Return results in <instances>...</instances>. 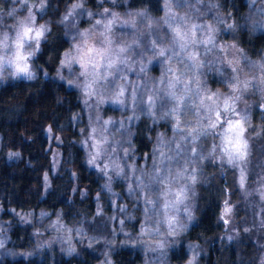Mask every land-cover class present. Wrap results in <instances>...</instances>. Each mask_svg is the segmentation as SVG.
Wrapping results in <instances>:
<instances>
[{"label": "trees", "instance_id": "16d2710c", "mask_svg": "<svg viewBox=\"0 0 264 264\" xmlns=\"http://www.w3.org/2000/svg\"><path fill=\"white\" fill-rule=\"evenodd\" d=\"M76 1L80 0L72 3ZM207 1L214 2L217 11L232 25L230 29L228 25L219 29V37L235 42L248 58L258 57L264 47V31L255 20V3L259 0ZM72 3L47 0L39 14L50 31L32 57L34 78H16L0 85V218L7 224L6 241L13 249L33 245L31 223L19 217L21 212L47 211L87 232L109 231L104 213L96 214V205L104 198V178L87 164L82 146L81 130L87 119L81 95L58 77L61 55L70 44L61 16ZM97 3L98 0H87L84 7L96 10ZM114 8L133 15L136 22L151 23L156 30L165 28L160 23L162 0H120ZM209 79L214 84V79ZM248 110L252 125L264 127V108L252 102ZM155 128L156 123L150 124L149 118L143 116L131 129L130 145L137 160L151 150ZM253 153L249 165L252 176L264 167V142H254ZM232 181L231 169L222 175L216 164L200 160L193 219L168 252L172 264L186 261L188 241L194 242L198 250L195 264H262L264 234L255 230L258 223L251 221L241 189L230 197L235 205L230 223L220 220L224 199L220 189L230 187ZM249 222L252 225L248 227ZM101 254L98 245L81 242L69 254L55 246L45 247L27 256L4 255L0 264H97ZM110 256L113 264H143L144 260L139 248L132 245L115 244Z\"/></svg>", "mask_w": 264, "mask_h": 264}, {"label": "snow or ice", "instance_id": "6c2138e0", "mask_svg": "<svg viewBox=\"0 0 264 264\" xmlns=\"http://www.w3.org/2000/svg\"><path fill=\"white\" fill-rule=\"evenodd\" d=\"M72 2L73 0H69V3ZM46 3L47 0H35L34 10L29 12L28 0H24L23 11L18 13L19 18L14 16L15 10L8 13L13 17V23L11 34L0 30V70L7 66L14 70L13 75L34 78V73L30 70V59L40 50L41 40L46 39L50 31L46 24L37 23L35 6L39 5L44 9ZM86 3L87 0H80L71 11H65L62 23L69 20L73 14L88 15L91 27L84 31L76 30L72 35L69 50L63 53L59 62L60 69H67L70 73L65 82L69 87L80 91L85 98V107L90 106V101L96 98H99L96 100L97 104L105 102L103 97L108 94L116 97L115 101L109 102L124 105L128 98L135 101V89L129 87L124 76L125 70L132 71L129 68V59L133 56L144 57L151 50V55L159 64L163 65L175 57L181 66L180 75H176V70L171 67L166 69L160 83H166L167 88L172 90L164 91L159 99L164 107L172 105L164 115L174 119L175 130L185 133L187 128L183 136L186 145L182 151L181 146L177 145L176 156L153 159L155 152L150 155L148 159L151 161V167L147 170L136 169L141 175L134 178V187L128 189L132 205L144 218L145 229L142 234L159 235L164 228L167 229L168 235L176 233L177 218L173 210L179 211L178 206L185 203L189 192L192 191L190 185L197 183L195 170L184 167V163L190 162L189 154L196 157L197 161L206 160L209 164H216L222 175L228 169L232 170V185L220 189L224 198L220 220L229 224V217L233 215L235 207L230 198L231 194L238 189L246 190L249 180L254 178L249 170L254 157L253 145L256 141L264 142V127H254L249 110L243 106L250 93L264 92V60L251 62L244 57V64L241 65L239 61L222 59V56L230 55L225 47L216 41L214 35L207 39L198 36V30L204 27L202 25H192L191 28L182 30L180 22L184 21V17H180V22L176 25H168L165 30V36L172 44L171 49L159 47L162 42L159 34L157 39L150 43L136 40L133 44H127L116 37V14L110 8L104 7L106 3L113 7L119 6L120 0H98L97 7L103 11L96 13L87 12L84 7ZM119 27L121 32L129 29L127 34L131 35L134 22L126 21ZM228 28H232V25L229 24ZM214 51L222 67H215L217 61L212 58ZM204 68L215 73L216 87L212 86L213 81L207 73L199 71ZM183 69L192 72L191 79H181L184 75ZM245 69L248 70L247 74H244ZM140 71L144 72L146 69L140 68ZM169 73L173 74V81L166 80ZM199 76H203V80L199 79ZM120 80H125V84L117 88ZM217 87L222 90H217ZM135 102L143 103V96ZM155 102L153 97H148L149 108L154 106ZM189 117H195V121ZM95 121V125H86L81 130V135L85 137L82 146L88 150L87 164L93 169L99 167L101 173L106 175L108 165L104 161L113 160L117 143L114 138L109 139L107 125L115 126L117 122L101 121L99 116L95 117ZM182 124L185 127H182ZM117 169L119 171H116ZM113 171L117 176L122 173L123 178L127 176L119 165H114ZM259 184L256 192L264 202V175L260 177ZM104 189L111 192L110 184H105ZM117 210L127 212L125 207L119 205ZM57 226L63 227L59 220L52 225ZM189 264H192V261H189Z\"/></svg>", "mask_w": 264, "mask_h": 264}, {"label": "rangeland", "instance_id": "374dc122", "mask_svg": "<svg viewBox=\"0 0 264 264\" xmlns=\"http://www.w3.org/2000/svg\"><path fill=\"white\" fill-rule=\"evenodd\" d=\"M79 3L80 1L72 3L67 10L71 11V9ZM34 5L35 0H28L29 12H33ZM104 7L110 8V10L116 14V26L114 31L116 32V37L122 39L124 43L133 44L136 40L147 41L150 43L152 40L157 39V34H159L162 41L159 47L171 49L172 44L165 36V30L168 28V25H176L180 22L179 18L184 17V21L180 22L182 30H187L188 28H191L192 25H202L204 27L198 30V36L207 39L209 36L214 35L216 41L225 47L226 51L229 52L230 55H224L221 57L222 59L239 61L240 64L243 65L244 57H247L242 49L235 44V42H226L219 37L218 30L222 28L226 29L225 26L228 25L229 22L217 11L214 2L207 0H163V13L160 23L165 28L160 30H156V28L154 29L151 23L136 22L133 15H129L127 13L125 14L124 12L107 5V3ZM255 7L258 15L255 18L256 23L259 28L264 31V0L257 1L255 3ZM23 8L24 0H19V2H17V0H0V30L11 34L13 17H10L8 13L15 10L14 16L19 18L18 13L22 12ZM44 9H41L39 5H36L35 14L37 16L38 24L47 25L46 20L39 15L44 11ZM85 9L87 12L92 13L103 11V9L100 8L92 10L85 7ZM77 12H79L78 8ZM64 14L65 12L61 16V21ZM174 17L176 19H173ZM89 20L90 17L88 15L79 14H73L69 20H64L63 24L70 44L63 51V53L69 50L72 42V35L77 29L84 31L86 28L91 27ZM126 21L134 22V28L131 29V35L127 34L129 29H125L124 32L120 31V24ZM63 53L61 55V59L63 57ZM212 58L217 61L215 67H222L217 59V53L215 51L212 53ZM262 60H264V47L258 57L254 59L248 58V61L251 62H260ZM29 63L30 70L35 75L36 70L33 65L32 58ZM169 67L176 70V75H180L181 66L178 64L175 57L161 65L155 61L154 57L151 55V50H149L144 57L133 56L129 59V68H131L132 71L125 70L124 76L129 87L135 89V101H139L141 96H143V103L138 104L131 98H128L127 103L124 105L109 102L110 100L115 101L116 97L108 94L103 97L105 102L97 104L96 100L99 98H96L93 101H90V106L85 107V98L80 93L83 106L85 108L84 112L87 119V126L91 127L96 124V116H99L101 121L114 120L117 122L115 126L111 124L107 125L109 129V139L111 140L114 138L117 142L115 144L116 154L113 157V160L104 161V163L108 165L107 174H102L99 167L96 168L104 178L102 186L103 192L101 193V196H104V198L98 201L96 205V214L100 213L99 215H101L104 213V219L106 220V224L109 228L108 233L106 234L102 231L87 232L81 226L67 225L58 215H50L47 211L21 212L18 213L19 217L24 221L31 223L33 245L30 248L22 250L9 247L6 241L7 224L0 218V257L4 255H32L38 253L45 247L53 246L62 250L64 253L69 254L74 251L77 243L83 242L88 245L95 244L100 247L102 254L97 264H113L110 253L115 244L132 245L139 248L144 257L143 264H172L168 259V252L174 247L178 241V237H180L193 219L194 184L190 185L192 191L188 194L189 198L184 204L178 206L179 211L173 210V214L177 218L176 233L173 235H168L166 228L162 229L159 235H153L151 233L142 234L145 229L143 215L132 205V201L128 196V189L134 187V178L141 175V173L136 171V169L147 170L151 167V161L148 159L150 155L155 152L153 159L163 158L164 156H176L177 145L181 146V151L186 145V141L183 139V136L186 134L187 128H185V133H179L175 130L176 125L174 119L164 115V113L168 111V108L172 105L169 104L168 107H164L163 102L159 99V96L162 95L164 91L172 90L167 88L166 83H160L161 77L165 75L166 69ZM140 68H144L146 71L141 72ZM12 71L13 69L7 66L0 70V73H2V75H0V85L16 78H27L24 75H13L11 74ZM199 71L207 73V75L213 78L214 81L217 79L215 73L209 72L208 68H204ZM183 72L184 75L181 79L187 81L192 78V72L188 71V69H183ZM247 73L248 70L245 69L244 74ZM69 75L70 73L67 69H60L58 66V77L60 79L63 77V79H61L62 81L65 82L68 80ZM73 79H75V77H73ZM199 79L203 80V76H199ZM166 80L173 81V74H167ZM123 84H125V80L118 81L117 88ZM135 86L139 87L135 88ZM212 86L216 87L214 84ZM192 87H195V85H192ZM217 90L222 89L217 87ZM148 97H153L156 101L155 105L151 108H149L147 103ZM252 102L256 103L258 107L264 108V92L256 91L250 93L248 98L244 101L243 106L248 109V106L251 105ZM143 116L149 118L150 124L156 123V128L154 136L152 137L151 150L147 154H144L140 160H137V155L133 151V147L130 145L132 134L131 129L138 119ZM189 119L193 122L195 121V117H189ZM158 122L164 123H162V125H157ZM181 126L185 127L183 124ZM256 127L260 128L259 125ZM84 139L85 137L82 136L81 141ZM85 151L87 155V148H85ZM125 153L128 155H125ZM189 158L190 162L184 163V167L189 168L190 170L194 169V174L197 176L198 164L200 161H197L196 157H191L190 154ZM114 165H119V168H122L124 173H127L126 178H123V173L121 176L116 175V172L113 171ZM249 170L251 172L250 168ZM116 171H119V169ZM253 175L254 178L249 180L247 189L241 190L243 197L246 200V208L250 211L249 217L251 218V221L255 219L254 221L258 223V228L253 227L256 231L259 229L264 234V202L259 199V195L256 192V189L260 187L259 179L262 175H264V167L255 171ZM105 184H110L111 192L104 189ZM112 193H115L116 195H112ZM118 205L125 207L127 212H119L117 210ZM104 208H106V210ZM189 214L191 215V219H189ZM231 217H229V219ZM57 220H59L63 227H52ZM119 221H122V223ZM251 225L252 222H249L248 227ZM253 225H255L254 222ZM186 246L189 254L183 264H189V261H192V264H195L198 252L196 245L194 242L188 241L186 242Z\"/></svg>", "mask_w": 264, "mask_h": 264}, {"label": "clouds", "instance_id": "9594fccd", "mask_svg": "<svg viewBox=\"0 0 264 264\" xmlns=\"http://www.w3.org/2000/svg\"><path fill=\"white\" fill-rule=\"evenodd\" d=\"M14 71V70H13ZM13 71H12V73L11 74H13ZM0 75H2V73H0Z\"/></svg>", "mask_w": 264, "mask_h": 264}]
</instances>
